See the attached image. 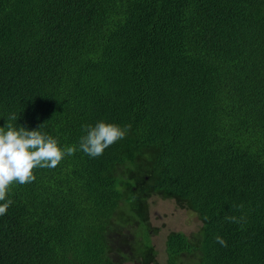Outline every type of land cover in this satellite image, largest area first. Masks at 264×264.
Returning <instances> with one entry per match:
<instances>
[{
	"label": "trees",
	"instance_id": "1",
	"mask_svg": "<svg viewBox=\"0 0 264 264\" xmlns=\"http://www.w3.org/2000/svg\"><path fill=\"white\" fill-rule=\"evenodd\" d=\"M13 114L76 151L10 186L0 264H157L152 195L199 221L166 264H264V0H0ZM101 120L130 129L91 157Z\"/></svg>",
	"mask_w": 264,
	"mask_h": 264
},
{
	"label": "clouds",
	"instance_id": "2",
	"mask_svg": "<svg viewBox=\"0 0 264 264\" xmlns=\"http://www.w3.org/2000/svg\"><path fill=\"white\" fill-rule=\"evenodd\" d=\"M13 114L3 127H0V215L7 212L12 201L6 199V193L13 182L27 184L36 177L34 168H55L65 156L73 155L75 147L65 146L62 150L58 140L38 129L28 130L25 127L15 128L10 122L16 120ZM86 135L80 138L79 148L91 157H98L104 150L123 139L130 129L129 126L121 127L118 124L108 123L104 120L94 126L87 125ZM229 222L239 223L235 216H226ZM113 234V232H110ZM216 241L227 247V241L217 236ZM76 255L72 250L69 256ZM121 259L122 256L116 257Z\"/></svg>",
	"mask_w": 264,
	"mask_h": 264
},
{
	"label": "rangeland",
	"instance_id": "3",
	"mask_svg": "<svg viewBox=\"0 0 264 264\" xmlns=\"http://www.w3.org/2000/svg\"><path fill=\"white\" fill-rule=\"evenodd\" d=\"M151 222V239L156 250L157 264H166L165 240L172 230H179L186 234L196 230L199 226L194 213L180 208L173 199L152 195L149 200ZM125 258L122 264H142L131 255L129 247L124 249ZM119 257V254L115 255Z\"/></svg>",
	"mask_w": 264,
	"mask_h": 264
},
{
	"label": "bare ground",
	"instance_id": "4",
	"mask_svg": "<svg viewBox=\"0 0 264 264\" xmlns=\"http://www.w3.org/2000/svg\"><path fill=\"white\" fill-rule=\"evenodd\" d=\"M131 255H132V257H133L134 259H136L135 256H134L132 253H131ZM124 258H125V257H124ZM124 258H122V261H123ZM136 260H139V261H140V259H136Z\"/></svg>",
	"mask_w": 264,
	"mask_h": 264
}]
</instances>
